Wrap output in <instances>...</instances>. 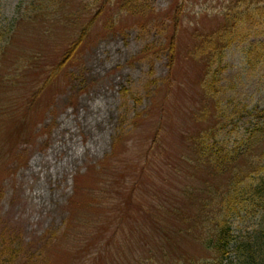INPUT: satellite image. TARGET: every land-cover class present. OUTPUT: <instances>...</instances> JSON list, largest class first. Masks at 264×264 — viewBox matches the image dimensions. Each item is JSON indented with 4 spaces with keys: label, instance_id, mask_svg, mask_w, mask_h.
Instances as JSON below:
<instances>
[{
    "label": "rangeland",
    "instance_id": "374dc122",
    "mask_svg": "<svg viewBox=\"0 0 264 264\" xmlns=\"http://www.w3.org/2000/svg\"><path fill=\"white\" fill-rule=\"evenodd\" d=\"M22 1L0 0V32L16 19L0 56L3 218L22 227L24 246L50 232L39 264L210 257L184 216L221 177L196 166L192 147L213 110L212 56L201 48L244 0L43 1L49 9L24 20ZM246 45L226 50L218 98L264 109V49L247 55ZM253 116L224 138L234 141ZM255 222L240 220L238 234Z\"/></svg>",
    "mask_w": 264,
    "mask_h": 264
},
{
    "label": "trees",
    "instance_id": "16d2710c",
    "mask_svg": "<svg viewBox=\"0 0 264 264\" xmlns=\"http://www.w3.org/2000/svg\"><path fill=\"white\" fill-rule=\"evenodd\" d=\"M26 1L28 9L21 15L22 20L31 19L49 9L44 8L43 1H51L53 7L56 6V0H23L22 3ZM125 1L135 3L137 0ZM243 2L231 7L225 15V22L208 36L201 48L202 52L211 51L212 56L208 64L210 78L206 81V89L213 99V110L208 106V121L211 124L202 127L192 147L198 158L196 166L207 164L215 178L221 177L218 178L220 184L206 181L207 193L195 200L201 202L200 211L193 216H184L197 223L196 235L202 240V245L211 251L210 257L188 258L176 264H264V109H260L259 105L241 107L231 97L218 98L225 90L220 75L226 67V50L238 42L248 44L244 47L247 55H254L257 50L260 55L264 49L261 40L264 35V1ZM232 10L234 16L230 19ZM15 23L16 19L13 26ZM91 25L92 22L81 27L80 38L74 42L65 59H70L80 43L83 45L82 42L87 41ZM13 26L0 32V56L5 52L4 45L15 28ZM253 110L256 116L251 117L248 123L245 121L244 132L237 135L234 141H228V135L224 138L230 126L238 125L247 114L252 115ZM246 218L255 219V225L239 235L238 224ZM49 234L41 235L38 241H30L24 246L26 238L22 227L5 220L0 213V264H39L36 248L39 242L51 240Z\"/></svg>",
    "mask_w": 264,
    "mask_h": 264
}]
</instances>
